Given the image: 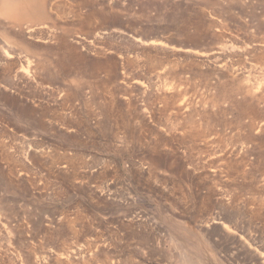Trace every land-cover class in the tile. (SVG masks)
<instances>
[{
	"label": "rangeland",
	"instance_id": "1",
	"mask_svg": "<svg viewBox=\"0 0 264 264\" xmlns=\"http://www.w3.org/2000/svg\"><path fill=\"white\" fill-rule=\"evenodd\" d=\"M36 1L0 14V264H264V0Z\"/></svg>",
	"mask_w": 264,
	"mask_h": 264
},
{
	"label": "bare ground",
	"instance_id": "2",
	"mask_svg": "<svg viewBox=\"0 0 264 264\" xmlns=\"http://www.w3.org/2000/svg\"><path fill=\"white\" fill-rule=\"evenodd\" d=\"M37 3L39 6H41V2H38L36 0H0V14L10 16L11 19L19 21L21 20L19 18L22 16L24 17L28 12L29 7L35 6ZM6 56L8 55L6 54Z\"/></svg>",
	"mask_w": 264,
	"mask_h": 264
}]
</instances>
